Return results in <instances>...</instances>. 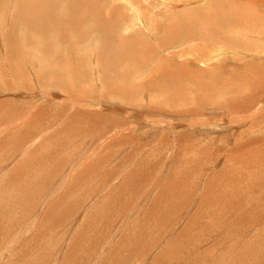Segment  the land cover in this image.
Instances as JSON below:
<instances>
[{"label":"rangeland","instance_id":"1","mask_svg":"<svg viewBox=\"0 0 264 264\" xmlns=\"http://www.w3.org/2000/svg\"><path fill=\"white\" fill-rule=\"evenodd\" d=\"M37 1L0 0V264H264V100L240 107L264 99V43L169 32L246 0H54L36 34L14 18Z\"/></svg>","mask_w":264,"mask_h":264},{"label":"bare ground","instance_id":"2","mask_svg":"<svg viewBox=\"0 0 264 264\" xmlns=\"http://www.w3.org/2000/svg\"><path fill=\"white\" fill-rule=\"evenodd\" d=\"M84 1V0H83ZM146 2H147V6H148V12H154V8H155V5L154 4H150V1H149V3H148V0H145ZM160 1H162V0H158L157 2H155V3H159ZM256 1L257 0H246V2H247V4L249 5V6H247V4H245V5H243L242 7H241V13H240V15H241V17H240V22H238L237 20L234 22V21H232V18L233 17H235V15L234 14H227V12H226V9H223L222 7L221 8H218V6H219V4L217 3V5H212L211 3V6H209V9L207 10V11H202L200 14H199V12H197L196 13V15L197 16H194L193 14H185V16L184 17H182V20H174V21H172L171 22V26H170V29H169V27H167L166 26V28L167 29H169V30H171V31H169V32H172V34L173 33H175V39H178V41H180L181 42V40H183V42H187V41H189L190 39L192 40V39H200V38H202L201 36H203V35H205V36H207L208 35V33H213V26H214V24H215V26L216 27H218V28H220V30L218 29V28H216V30H215V36H217L216 38H219V37H221V35L220 36H218L217 34L218 33H220V34H222V35H227L228 36V38L230 37H235V41H234V43L235 44H233L232 43V45H228V42H230V41H226V42H221V39H220V42L221 43H224V47H229V46H234V47H236V50L238 49V47H240V39H242V38H245V39H248V40H250L251 42H253L254 44H258V46H257V49H258V47H259V44H263L264 42H263V40H264V18L263 19H260V20H252V19H250V21H245V19L247 18V17H251V16H260L261 15V11H260V13L258 12L257 13V11L255 10V9H257L258 10V8L257 7H255V3H256ZM18 2V1H17ZM37 2H39V4H40V10H37V8H36V6H33V5H30V6H27L28 7V9L31 11V13L30 12H27L25 9L20 13V12H18L17 13V15H16V17L14 18L15 20L17 19V23H19V24H21V25H23L24 26V28H26V30H31V31H33V33H34V31H38V29L41 27V29H42V27H46L47 25H48V27H46L44 30H43V32L46 30V33H48L49 32V30L50 31H54L52 28H50V26L52 25V24H54L53 22H55V20H48V17L49 16H47L49 13H48V11L50 10V8L53 6L54 7V5H55V1L54 0H38ZM51 2L53 3V4H51ZM30 3V2H29ZM71 3H73V2H71ZM79 3H81V2H79ZM16 4V3H15ZM32 4V3H31ZM215 4V3H214ZM82 5V4H81ZM20 6V5H19ZM80 7V5H76L75 6V8L76 7ZM208 6V5H207ZM262 8V7H261ZM261 8H260V10H261ZM264 8V7H263ZM54 8H51V10H53ZM57 9V8H56ZM207 9V8H206ZM215 9H216V15H215V18H214V20H213V18H212V14H211V12L212 13H214L215 12ZM73 10V9H72ZM75 10V9H74ZM54 11V10H53ZM264 11V10H263ZM50 12V11H49ZM156 13H157V11H155ZM154 12V13H155ZM51 13V12H50ZM72 13H75V12H72ZM43 14V15H42ZM52 14H54V13H52ZM153 13H151L150 15H152ZM158 15H159V12L157 13ZM161 15H162V13H160ZM264 14V13H263ZM50 15V14H49ZM56 15V14H55ZM55 15H52V17H56L55 19H59V18H61V17H59V18H57L58 16H55ZM58 15V14H57ZM157 15V16H158ZM160 15V16H161ZM42 16V17H41ZM72 16H74V15H72ZM72 16H70L71 17V19L70 20H72ZM188 16H190V18H188ZM221 16V19H222V21H224V22H222V23H220L219 21L221 20H219V17ZM264 16V15H263ZM75 18H76V16H74ZM159 17V16H158ZM162 17V16H161ZM160 17V18H161ZM232 17V18H231ZM50 18V17H49ZM75 18H73V19H75ZM44 20V22H42L43 20ZM51 19H53V18H51ZM68 20H69V17L67 18ZM153 19V18H152ZM207 19V20H206ZM64 20V19H63ZM63 20H62V22H63ZM149 20V19H148ZM155 20V19H154ZM73 21H75V22H77V20H72V22ZM158 21V20H157ZM231 21V22H230ZM14 22H16V21H14ZM70 22V21H69ZM71 22V23H72ZM143 22V21H142ZM147 23H149L148 21H146ZM170 22V21H169ZM228 22H230V25L229 26H226V25H224V23H228ZM78 23V22H77ZM77 23H75V24H77ZM144 23V22H143ZM156 23V22H155ZM32 26V27H35L37 30H33V28H31L30 26ZM39 24V25H38ZM59 24V23H58ZM118 24V23H117ZM117 24H115V25H117ZM119 24H121V23H119ZM150 24H151V22H150ZM168 24V23H167ZM229 24V23H228ZM8 25V24H7ZM64 25V24H63ZM66 25H68V23L66 24ZM72 25V24H71ZM124 25V24H123ZM149 25V24H148ZM161 25H163V23H159L158 22V24L156 25V24H154L153 25V27H154V29H155V27L157 28V27H159L160 28V26ZM213 25V26H212ZM40 26V27H39ZM54 26H56L55 24H54ZM151 26V25H150ZM149 26V27H150ZM37 27H39V28H37ZM65 28H66V26H64ZM69 27H71V26H69ZM73 27V26H72ZM164 28H165V25L163 26ZM16 28V27H15ZM50 28V29H49ZM61 28V26L60 27H58V29H60ZM62 28H63V26H62ZM115 28H117V27H115ZM118 28H119V26H118ZM151 28V27H150ZM40 29V30H41ZM49 29V30H48ZM152 29V28H151ZM151 29H149V30H151ZM15 30V29H14ZM21 30V29H20ZM26 30H25V32H26ZM41 30V31H42ZM47 30H48V32H47ZM61 30V29H60ZM59 30V32L58 33H60V32H62V31H60ZM74 30V29H73ZM153 30V29H152ZM151 30V31H152ZM156 31H158V30H156ZM28 32V31H27ZM114 32V31H113ZM163 32V31H162ZM167 32V31H166ZM169 32H167L166 34H167V36H171L170 34H168ZM23 33H24V31H23ZM36 34H38L39 33V31L38 32H35ZM52 33V32H51ZM55 33H57V32H55ZM116 33V32H115ZM154 33V32H153ZM41 34V33H40ZM42 34H44L45 36H46V34L45 33H42ZM151 34H152V32H151ZM157 34V33H156ZM164 34V33H163ZM35 35V34H34ZM33 35V36H34ZM49 35V34H48ZM154 35V34H153ZM201 35V36H200ZM214 35V34H213ZM230 35V36H229ZM24 36V35H23ZM41 36V35H40ZM40 36L38 37V35H36V37H38V39H41L40 38ZM45 36H42V38H44ZM156 36V35H155ZM199 36H200V38H199ZM209 36V35H208ZM22 37V36H21ZM26 37V36H25ZM24 37V39H26ZM28 37V36H27ZM130 37V36H129ZM169 37H165V39L166 38H169ZM241 37V38H240ZM134 38V37H133ZM132 37H131V39H133ZM136 38V37H135ZM173 38V37H172ZM221 38H224V37H221ZM240 38V39H239ZM45 40H46V37L44 38ZM44 39H42V40H44ZM122 39V38H121ZM137 39V38H136ZM162 39V38H161ZM170 39V38H169ZM181 39V40H180ZM244 39V40H245ZM173 40V39H172ZM190 40V41H191ZM207 40V39H206ZM226 40H228V39H226ZM37 41V40H36ZM120 41V40H119ZM119 41H118V43H119ZM165 41V40H164ZM171 41V40H170ZM194 41V40H193ZM201 41H202V39H201ZM223 41H224V39H223ZM10 42H11V39H10ZM9 42V43H10ZM40 42V41H39ZM43 43L45 42V41H42ZM124 42V41H123ZM134 42V41H133ZM137 42V41H136ZM159 42H160V39H159ZM161 42H162V44L164 43L163 42V40H161ZM167 42V41H166ZM172 42V41H171ZM174 42V41H173ZM192 42V41H191ZM195 42H197V40H195ZM216 42V41H215ZM233 42V41H232ZM243 42V41H242ZM30 43H31V41H30ZM36 42L34 41V42H32V47L34 48V44H35ZM170 43V42H169ZM226 43V44H225ZM249 43V42H248ZM10 44H12L13 45V47H14V50L16 51V50H18V49H15V47H16V45H15V43L13 42V43H10ZM41 44V43H40ZM131 44H132V42H131ZM172 44V43H171ZM176 43H174V45H175ZM179 44H181V43H179ZM218 44V43H217ZM28 45V44H27ZM39 44H38V41H37V45L36 46H38ZM43 45H45V44H42V46ZM127 45V44H126ZM125 45V46H126ZM137 45V44H136ZM135 45V46H136ZM164 45V44H163ZM166 45V44H165ZM121 46H123V45H121ZM133 46V45H132ZM198 46V45H197ZM27 47V46H26ZM40 47V46H39ZM45 47V46H44ZM120 47V46H119ZM163 48H164V46H162ZM217 47H220L219 45H217ZM224 47H223V49H224ZM254 47V46H253ZM134 48V47H133ZM195 48V49H194ZM193 49H191V51H190V55H192V54H194V55H196V57H197V59L199 58V60L200 61H206L207 59H208V57L209 56H211L212 55V53H214V52H217V51H220L221 49H217V48H209L210 50H202L201 51V49H200V47L198 46L197 48L196 47H194ZM256 48V47H255ZM37 49V48H36ZM44 48L42 47V49H41V47H40V50H43ZM47 49V48H46ZM46 49H44L45 50V52H46ZM120 49V48H119ZM128 49H130V48H128ZM166 49V48H165ZM222 49V50H223ZM229 51H231L229 48H227ZM254 49V48H253ZM33 50V49H32ZM225 50V49H224ZM24 51H25V49H24ZM119 51V50H118ZM126 51V50H125ZM124 51V52H125ZM135 51V50H134ZM189 51V50H188ZM14 52V51H13ZM21 52H22V50H21ZM43 52V51H42ZM236 52H238V51H236ZM259 52V51H258ZM261 52H263V51H261ZM15 53V52H14ZM23 53V55H25V57L26 56H30V57H33L34 58V56L36 57V56H38V54H37V52L36 51H32V52H29V51H25V52H22ZM47 53H50V51L49 52H47ZM133 53H135V52H133ZM192 53V54H191ZM13 54V53H12ZM123 54H126V52L125 53H122L121 55L123 56ZM132 54V53H131ZM136 54H137V52H136ZM244 54V53H243ZM260 54V53H259ZM263 54V53H262ZM261 54V55H262ZM120 55V56H121ZM140 55V54H139ZM258 55V54H257ZM261 55H258V56H261ZM15 56V55H14ZM51 56H53V55H51ZM206 56V57H205ZM254 56V55H253ZM17 57V56H16ZM131 57V56H130ZM150 57V56H149ZM112 58V57H111ZM202 58H205V59H202ZM251 58V57H250ZM263 58H264V56H263ZM262 58V59H263ZM35 59V58H34ZM39 59V58H38ZM261 59V58H260ZM261 59V60H262ZM111 60V59H110ZM257 60H258V58H257ZM42 61H43V59H42ZM264 61V60H263ZM45 62V61H44ZM67 62V61H66ZM255 62V61H254ZM65 63V62H64ZM258 63V62H257ZM256 64V63H255ZM258 65V64H257ZM261 65V64H260ZM253 66V65H252ZM259 66V65H258ZM264 66V65H263ZM257 67V66H256ZM251 68H253V67H251ZM261 68V67H260ZM71 69V68H70ZM255 69V68H254ZM65 70H67V69H64V71ZM69 70V69H68ZM258 70V69H257ZM257 70H255V71H257ZM263 70V69H262ZM71 71H72V69H71ZM261 71V70H260ZM264 71V70H263ZM66 72H68V71H65V75L68 77V75L66 74ZM118 72H120V71H118ZM259 72V71H258ZM124 73V72H123ZM253 73H254V71H253ZM263 74L264 72H260V74ZM52 74H53V72H52ZM56 74V73H55ZM55 74H53V76L55 75ZM69 74V73H68ZM247 74V73H246ZM250 74V73H249ZM126 75V74H125ZM52 76V75H51ZM247 76V75H246ZM252 76V75H251ZM250 76V77H251ZM255 76V75H254ZM257 76V75H256ZM59 77V76H58ZM260 77H262V76H260ZM56 78H57V76H56ZM62 78H63V75H62ZM72 78V77H71ZM74 78V77H73ZM252 78V77H251ZM50 80L52 79V77L51 78H49ZM58 79V78H57ZM211 79V78H210ZM264 79V78H263ZM119 80V79H118ZM243 80V79H242ZM252 80V79H251ZM262 81V80H261ZM51 83H52V81H50ZM53 82H54V78H53ZM115 82L116 81H112L111 82V84L112 85H115ZM124 82V81H123ZM208 83H210V82H208ZM124 84H126V83H124ZM203 84V83H202ZM262 84V83H261ZM229 85V84H228ZM253 85V84H252ZM255 85V84H254ZM126 86V85H125ZM202 86H204V85H202ZM262 86V85H261ZM107 87V86H106ZM124 87V86H123ZM127 88H128V86H126ZM132 87V86H131ZM207 87V86H206ZM129 89V88H128ZM127 89V91H129ZM234 89V88H233ZM263 89V88H262ZM106 90V89H105ZM105 90H104V92H105ZM124 90V89H123ZM234 90H236V88L234 89ZM245 90V89H244ZM113 91V90H112ZM133 91V90H132ZM247 91V90H246ZM250 91V90H249ZM253 91H255V90H253ZM239 92V90L237 91V93ZM111 93V92H110ZM131 93V92H130ZM232 93H233V91H232ZM242 93V92H241ZM251 93V92H250ZM109 94V93H108ZM228 94V93H227ZM244 94V93H243ZM242 94V95H243ZM240 95V94H239ZM241 95V96H242ZM259 95V94H258ZM179 96V95H178ZM246 96V95H245ZM244 96V97H245ZM166 97V96H165ZM239 97V96H238ZM250 97H251V95H250ZM167 98V97H166ZM237 98V97H236ZM252 98V97H251ZM257 98H259L258 100H256V99H249L250 100V102L248 103L247 102V107H245V104L244 105H240V107L242 108V111H244L245 112V115L249 112V113H254L256 110H259L260 108H261V106H259L258 104L261 102L262 103V101L264 100L263 99V97H257ZM189 99V98H188ZM241 100V99H240ZM192 101V100H191ZM239 101V100H238ZM172 102V101H171ZM236 102V101H235ZM169 103V102H168ZM181 104V103H180ZM194 104V103H193ZM197 104V103H196ZM239 104V103H238ZM233 105V108H234V103L232 104ZM257 105H258V107H257ZM263 105H264V103H263ZM192 106V105H191ZM203 106V105H202ZM202 106H201V108H202ZM197 107V106H196ZM199 107V106H198ZM225 108H226V106H224ZM237 107V106H236ZM203 108H205V107H203ZM220 108V107H219ZM222 108L223 107H221V109H220V111H222ZM233 108H231V109H233ZM238 108V107H237ZM255 108H257L256 110H254ZM259 108V109H258ZM262 108H263V106H262ZM193 110H196L195 108L193 109ZM227 110H229V109H227ZM236 110V109H235ZM238 110V109H237ZM254 110V111H253ZM261 110V109H260ZM192 111V109L190 110V112ZM198 111V110H197ZM201 111V110H200ZM200 111H198V112H200ZM233 111V110H232ZM263 111V110H262ZM159 112V111H158ZM193 112H195L196 114H197V112L196 111H193ZM212 112V111H211ZM259 112V111H258ZM261 112V111H260ZM184 113V112H183ZM230 113L231 112H229V115H230ZM200 113H198L197 114V116L199 115ZM223 114V113H222ZM227 114V113H226ZM225 113H224V115H226ZM261 114H262V112H261ZM178 115V114H177ZM183 115H185V114H183ZM203 115V114H202ZM229 115H227V116H229ZM257 114H250V116H247V117H252L253 118V120L255 119L254 117L256 116ZM174 116V115H173ZM180 116V115H179ZM190 116V115H189ZM223 116V115H222ZM234 115H233V112H232V117H233ZM237 116V115H236ZM175 117V116H174ZM183 117H185V116H183ZM200 117V116H199ZM232 117L230 118V119H232ZM235 117V116H234ZM258 117V116H257ZM186 118V117H185ZM190 118V117H189ZM191 118H193V116L191 117ZM202 118V117H201ZM219 118V117H218ZM224 118V117H223ZM194 119V118H193ZM197 118L195 117V120H196ZM221 119V118H220ZM225 119H227V117H225ZM229 119H227V121H228ZM234 120V119H233ZM113 121V120H112ZM181 121V120H180ZM194 121V120H193ZM216 121H218V120H216ZM216 121H214L213 120V122L214 123H216ZM222 121V120H221ZM224 121V120H223ZM230 122H232L231 120H229ZM237 121H238V119H237ZM243 121V120H242ZM247 121V120H246ZM117 122V121H116ZM148 122V121H147ZM195 122V121H194ZM200 122V121H199ZM203 122V121H202ZM256 122V121H255ZM263 121L261 120V123H262ZM113 123V122H112ZM146 123V122H145ZM156 123V122H155ZM214 123H212V118H209V117H207V120L204 122V123H200V124H202V129H206V127L208 128V129H210V127L211 126H213L214 127ZM224 123V122H223ZM240 123V122H239ZM165 124V123H164ZM233 124V123H232ZM263 124V123H262ZM261 124V125H262ZM160 125V124H159ZM162 125V124H161ZM174 125V124H173ZM172 125V126H173ZM182 125V124H181ZM197 126H195V128L196 127H199L198 126V124H196ZM233 125H235L236 126V123H234ZM238 125V124H237ZM169 126V125H168ZM171 126V127H172ZM147 127V126H146ZM213 127H211L212 129H217L218 127H216L215 126V128H213ZM246 127V126H245ZM248 127V126H247ZM262 127V126H261ZM260 127V128H261ZM170 128V127H169ZM168 128V129H169ZM201 128V127H200ZM199 128V129H200ZM173 129V128H172ZM247 129V128H246ZM242 130V129H241ZM241 130H240V133H241ZM260 130V129H259ZM187 131V130H186ZM254 131V130H253ZM238 132V131H237ZM245 132V131H244ZM187 134L189 133V132H186ZM194 135V134H193ZM256 141V140H255ZM217 148H219V147H217ZM190 151V150H189ZM244 155V154H243ZM5 170V169H4Z\"/></svg>","mask_w":264,"mask_h":264}]
</instances>
